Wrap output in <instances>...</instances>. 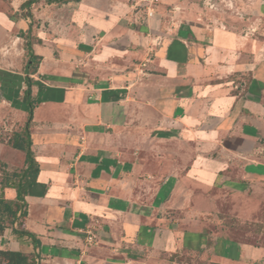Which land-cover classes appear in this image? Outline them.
I'll return each instance as SVG.
<instances>
[{"label":"crops","instance_id":"obj_1","mask_svg":"<svg viewBox=\"0 0 264 264\" xmlns=\"http://www.w3.org/2000/svg\"><path fill=\"white\" fill-rule=\"evenodd\" d=\"M219 1L231 12L203 0H0V161L24 163L12 143L29 78L38 174L23 229L39 242L6 229L0 250L39 264H264V244L229 236L235 222L213 196L264 151V0Z\"/></svg>","mask_w":264,"mask_h":264},{"label":"trees","instance_id":"obj_2","mask_svg":"<svg viewBox=\"0 0 264 264\" xmlns=\"http://www.w3.org/2000/svg\"><path fill=\"white\" fill-rule=\"evenodd\" d=\"M79 1V0H75ZM32 1L26 2L30 5ZM21 37H25L22 35ZM26 52L28 53V61L26 68L30 67L35 72L39 64L40 58L31 53V43L26 41ZM27 89L23 93V103L26 105L28 114L22 134H17L13 138L12 147L24 153L25 159L23 165L16 170H8V166L0 161V235L6 229H11L13 235L17 237H27L32 240V246L36 248L39 242L35 236L23 229V220L26 217L25 196L30 187L36 182L38 167L32 158L30 151V135L29 123L32 118V111L36 102L30 100V83L29 78H25ZM13 189L15 191L14 200L4 198V190ZM16 225L14 228L13 225ZM38 256L34 253L26 254L9 249L0 250V264H39Z\"/></svg>","mask_w":264,"mask_h":264},{"label":"rangeland","instance_id":"obj_3","mask_svg":"<svg viewBox=\"0 0 264 264\" xmlns=\"http://www.w3.org/2000/svg\"><path fill=\"white\" fill-rule=\"evenodd\" d=\"M204 1H207L205 2V6H207L209 9L211 8V10H216L221 14L223 12H231V9L227 10L228 8H232L229 1L221 2L217 0V3L216 0H203V3ZM227 3H229L228 6ZM257 156L258 163L255 165L254 163H252V165L243 164L241 166L242 168L234 172V175H232V182L228 181L224 188H220V192L214 191L213 196L217 202L216 204L218 206V212H220V215L226 216L231 220V222L232 220L235 222V225L227 224L229 236L244 242L247 241L250 243H259L263 245L264 151H260ZM13 161L16 164V168L21 166L22 160ZM255 173L258 174V177H256L255 180H252L250 177H248L250 174L252 175ZM231 190H234L233 192L238 193L234 194L230 192ZM195 191H197V188H195ZM197 215L198 214H195L194 217ZM215 228L216 226H213L210 229L213 230ZM199 229L206 231L207 227Z\"/></svg>","mask_w":264,"mask_h":264},{"label":"built area","instance_id":"obj_4","mask_svg":"<svg viewBox=\"0 0 264 264\" xmlns=\"http://www.w3.org/2000/svg\"><path fill=\"white\" fill-rule=\"evenodd\" d=\"M147 1H149V3L153 2V0H147ZM146 15L151 16L152 9L147 8ZM84 233L86 235L85 241L88 246L96 244V237H95L94 232L91 229L88 228L87 230L84 231Z\"/></svg>","mask_w":264,"mask_h":264}]
</instances>
